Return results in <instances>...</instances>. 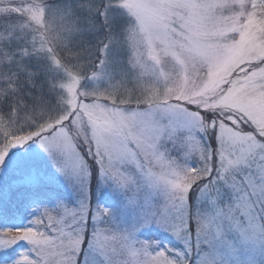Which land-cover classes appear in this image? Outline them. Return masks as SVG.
<instances>
[{
  "label": "rangeland",
  "instance_id": "374dc122",
  "mask_svg": "<svg viewBox=\"0 0 264 264\" xmlns=\"http://www.w3.org/2000/svg\"><path fill=\"white\" fill-rule=\"evenodd\" d=\"M0 26V60L13 50L34 85L23 112L0 116V164L27 150L47 171L53 180L36 204L51 205V187L73 199L37 147L69 161L85 193L92 155L121 186L131 182L113 166L121 159L142 165L161 190L176 177L212 175L239 193L251 245L243 258L264 264V0H0ZM209 112L218 117L206 121ZM93 202L120 203L111 189ZM34 206L0 216V228L27 227ZM94 247L111 264L164 257L128 232L101 234ZM78 250V241L55 248L56 264H71Z\"/></svg>",
  "mask_w": 264,
  "mask_h": 264
},
{
  "label": "snow or ice",
  "instance_id": "6c2138e0",
  "mask_svg": "<svg viewBox=\"0 0 264 264\" xmlns=\"http://www.w3.org/2000/svg\"><path fill=\"white\" fill-rule=\"evenodd\" d=\"M209 143L214 146V141ZM37 149L71 190L73 199L69 201L57 193L50 206L36 204L53 178L28 156L27 150L10 151L6 158H15L11 167L5 161L0 164V216L11 215L23 206H35L27 227L0 228V264H56L53 250L76 241L79 250L71 264H111L94 244L101 234L111 235L114 231L128 232L145 244L152 256L164 253L157 264H168L169 260L176 264H250L243 258L251 245L241 235L243 217L236 209L239 193L227 180L217 179L213 184L209 175L205 183H189L187 176L176 177L161 190L159 186H149L155 182L145 180L142 165L121 159L113 166L131 177V182L121 186L117 179L105 174L102 160L92 155L85 158L86 163L90 161L85 193L69 161L54 152ZM213 172L218 176L215 168ZM104 189H111L118 198V209L93 202L94 195ZM123 218L131 222L122 223ZM165 239L169 243H163ZM21 242L27 245L23 251L17 247ZM260 251L264 254V243Z\"/></svg>",
  "mask_w": 264,
  "mask_h": 264
},
{
  "label": "trees",
  "instance_id": "16d2710c",
  "mask_svg": "<svg viewBox=\"0 0 264 264\" xmlns=\"http://www.w3.org/2000/svg\"><path fill=\"white\" fill-rule=\"evenodd\" d=\"M12 17L13 16L10 15L5 21L10 20V18ZM0 29H2V26H0ZM1 53L5 56L7 54L9 55V57L11 56L10 59H6V62L0 60L1 73L5 76V80L0 83V116L8 117V115L12 114L14 110L16 112V109L19 113L25 110V107L23 105L25 104V102H28V100L26 101V92H28L29 90L33 91L34 85L31 83L28 84V82L26 81V73L21 71L18 65L15 66L16 60L14 58L17 56H15L13 50H8L5 53L2 50ZM11 59H13L14 61L12 60V62ZM209 114L210 115L207 117L204 116V113L202 114L203 117H206V121H210L212 119L211 116L218 117L216 114L213 115L211 112H209ZM225 115L233 116L231 112L225 113ZM225 117L221 119H224ZM9 132L12 133V129H9ZM51 190L53 192V196L57 193H60L62 195V191L57 188L51 187Z\"/></svg>",
  "mask_w": 264,
  "mask_h": 264
}]
</instances>
